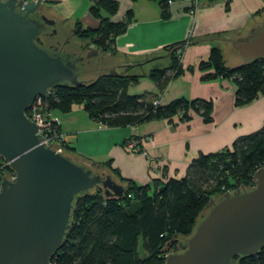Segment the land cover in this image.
<instances>
[{"label": "water", "instance_id": "water-1", "mask_svg": "<svg viewBox=\"0 0 264 264\" xmlns=\"http://www.w3.org/2000/svg\"><path fill=\"white\" fill-rule=\"evenodd\" d=\"M260 15L254 16L256 23L249 18L240 35L223 36L237 40L221 44L227 66L264 58V12ZM68 29L41 0H0V156L16 173L13 180L7 172L1 178L0 264H51L79 197L98 190L107 198L122 197L125 190L105 167L95 169L70 152H57L56 143L42 144L25 114L35 98H47L56 85L90 82L91 64L118 74L113 57L99 48L89 44L78 50L63 43ZM40 37L53 41L40 45ZM253 178L249 188L210 198L192 232L178 240L176 250L165 252L163 264H236L235 257L257 253L264 243V164Z\"/></svg>", "mask_w": 264, "mask_h": 264}, {"label": "trees", "instance_id": "trees-1", "mask_svg": "<svg viewBox=\"0 0 264 264\" xmlns=\"http://www.w3.org/2000/svg\"><path fill=\"white\" fill-rule=\"evenodd\" d=\"M90 13L100 20L96 28L75 21L71 34L80 40L81 48L89 44L102 51H112L115 38L132 21L128 11L124 20L110 21L118 11L116 0H91ZM162 16L167 18V0H159ZM190 8H194L191 5ZM47 37L36 41L45 45ZM82 48V49H83ZM170 51L169 47L166 48ZM169 64L149 70L148 75L163 88L168 70L181 66L177 55L169 54ZM201 70L212 69L201 75L202 80L223 77L235 85V104L244 106L259 95L264 96V58L227 66L219 48L210 49L207 60L199 63ZM174 75V76H175ZM138 75L125 73L101 74L83 86L56 85L47 98H35L34 107L42 108L46 117L50 109L68 112L75 103H82L88 116L108 127H127L152 119H167L179 115L180 121L190 118L189 111L210 121V100L175 99L167 104L154 105L149 92L131 94L128 85ZM31 106V107H32ZM50 124L58 128L57 122ZM73 151L67 144L64 153ZM264 164V124L252 133L234 140L230 146L210 153H200L188 165L182 177L154 180L140 184L121 176L107 160L105 167L113 178L124 186L122 197H105L102 190L83 195L75 202L71 227L56 252L51 264H163L164 253L178 248V240L188 236L210 198L227 190L254 185L253 173ZM100 167V166H99ZM176 235V238L173 236ZM171 241V243H169ZM145 255L139 253V242ZM236 264H264V243L252 256L235 257Z\"/></svg>", "mask_w": 264, "mask_h": 264}, {"label": "crops", "instance_id": "crops-1", "mask_svg": "<svg viewBox=\"0 0 264 264\" xmlns=\"http://www.w3.org/2000/svg\"><path fill=\"white\" fill-rule=\"evenodd\" d=\"M118 11L110 17L120 22L128 11L132 21L126 30L115 38L112 51H102L112 56L117 73L138 75L131 81L128 92H149L150 97L167 104L175 99L210 100V121L189 111L190 118L180 121L179 115L167 119H152L127 127H108L88 116L85 110L71 109L62 113L50 109L48 116L57 122L58 128L67 134L68 145L83 162L102 166L111 160V167L119 170L124 178L140 184L170 177H182L193 158L200 153L218 151L237 138L259 130L264 124V96L259 95L251 103L235 104V85L227 78L202 80L201 75L212 69L201 70L199 63L207 60L212 47L221 50L223 41H237L228 35H240L249 18L256 23L255 15L264 12V0H172L167 2L169 15L162 16L159 0H116ZM43 6L69 23L72 31L75 21L96 28L100 20L90 13L91 0H43ZM194 5V8H190ZM75 47L82 43L72 34ZM73 38V39H72ZM63 43H70L69 40ZM92 45V44H91ZM94 45V44H93ZM181 45L174 54L181 53L180 71L168 78L166 85L153 80L149 70L169 64L166 48ZM95 47V45H94ZM170 49V50H171ZM226 64V63H225ZM171 71V70H170ZM138 143L134 150L129 139ZM141 150L146 151V155ZM152 157L160 171H150L148 157Z\"/></svg>", "mask_w": 264, "mask_h": 264}, {"label": "built area", "instance_id": "built-area-1", "mask_svg": "<svg viewBox=\"0 0 264 264\" xmlns=\"http://www.w3.org/2000/svg\"><path fill=\"white\" fill-rule=\"evenodd\" d=\"M27 1V0H25ZM43 1V0H41ZM172 0H167L168 3H171ZM185 1H191V4H197L198 0H185ZM93 45V44H92ZM94 46V45H93ZM181 53L177 54V57L180 58ZM176 73V69H173L169 72L170 76H174ZM154 105H157L160 102L159 99H155L154 100ZM26 116L28 119H30L31 121H33L36 126H37V134L40 135L41 137H43V139L40 140V142L43 144H45L46 146H49L50 144L56 143L59 146L55 149V151H65V147L68 144V137L67 134L62 132L61 130H57L56 128H54L51 124H50V117H46V115L44 114L42 108H38V107H30L26 112H25ZM129 147H135L137 148V150H139L138 146L135 143H129L128 144ZM143 154L146 155V151L141 150ZM148 157V161L150 164V171H152V173H159L160 171H158L157 167L158 165L156 163H154L155 161L153 160L152 157ZM10 161L1 157L0 156V185H1V178H2V174L4 172H7L10 176V180H13L16 177V173L14 171V169H11V167L9 166ZM229 191V190H227ZM165 254L163 255V257H165Z\"/></svg>", "mask_w": 264, "mask_h": 264}, {"label": "rangeland", "instance_id": "rangeland-1", "mask_svg": "<svg viewBox=\"0 0 264 264\" xmlns=\"http://www.w3.org/2000/svg\"><path fill=\"white\" fill-rule=\"evenodd\" d=\"M70 34H71V32H70V30L68 29V33L66 34V36H65V38H64V41L69 40L70 43H66V44H68V45H70L71 47H73V48L76 49V47H75V44H76V43H74L75 41H72V40L69 38V36H71ZM71 37H72V36H71ZM72 39H73V38H72ZM64 41H63V42H64ZM221 50H222L223 54L225 55V53H224V51H223V48H221ZM180 58H181V56H180ZM180 58L177 57L176 59L179 61ZM169 72H170V70L167 71V74H168V75H169ZM72 108H73V109H81V110H85V109H84V105H83L82 103H75V104L72 105ZM128 143H135L136 145L138 144V143L134 140V138L129 139ZM130 149L134 150L135 147H132V148L130 147ZM135 151H138V150L135 149ZM68 152H70V151H68ZM70 153H72V154L78 156V155H77L78 153L75 154V153H73L72 151H71ZM78 157H81V156L79 155ZM148 162H149V161H148ZM85 163L88 164V165H90V166H93V168L97 169V167H95L96 165H94V164H90V163H87V162H85ZM149 167H150V165H149ZM151 172H152V171H151ZM212 198H213V197H212ZM139 245H140V246H139V253H140L141 256H144L145 253H144V251H143L142 248H141V241L139 242ZM173 250H175V248H172V249L168 250L167 252H169V251H173Z\"/></svg>", "mask_w": 264, "mask_h": 264}, {"label": "flooded vegetation", "instance_id": "flooded-vegetation-1", "mask_svg": "<svg viewBox=\"0 0 264 264\" xmlns=\"http://www.w3.org/2000/svg\"><path fill=\"white\" fill-rule=\"evenodd\" d=\"M55 25H56V24H55ZM47 38H49V37H47ZM50 39H51V38H49L48 40L45 39V42H47V41H53V39H51V40H50ZM54 43H60V42L54 41ZM90 68L93 69V71H94L93 74H94L95 77H98V76L101 75V74H106V73H108L107 70L103 72V71L100 70V69H94V68H95V65H94V64H91V65H90ZM101 72H102V73H101ZM95 77H94V78H95Z\"/></svg>", "mask_w": 264, "mask_h": 264}]
</instances>
